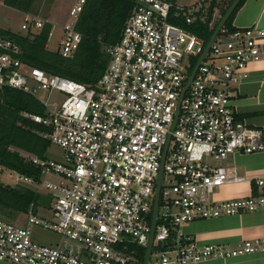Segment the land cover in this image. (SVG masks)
Listing matches in <instances>:
<instances>
[{"label":"built area","instance_id":"obj_1","mask_svg":"<svg viewBox=\"0 0 264 264\" xmlns=\"http://www.w3.org/2000/svg\"><path fill=\"white\" fill-rule=\"evenodd\" d=\"M86 1L73 0L61 27L56 51L65 59L80 44L76 23ZM211 1L134 0L118 40L104 48L107 65L94 85L29 64L19 44L0 35V89L22 91L41 104L42 114L24 116L40 124V135L62 152L60 159L25 155L39 168L38 179L9 170L13 185L50 203L30 209L21 227L0 218V260L143 264L135 248L148 244L160 168L147 264H200L264 253V236L229 247L200 245L182 232L194 220L264 208V175L253 179L257 193L214 196L242 179L227 165L230 157L264 151L261 129L238 119L232 103L234 90L248 78V65L261 57L264 30L256 23L232 30L223 25L186 86L204 44L184 24L204 21ZM228 2L216 0L209 28L223 16L220 4ZM45 23L25 14L20 28L38 32ZM53 92L62 97L53 99ZM33 227L56 233L57 243L37 242Z\"/></svg>","mask_w":264,"mask_h":264},{"label":"trees","instance_id":"obj_2","mask_svg":"<svg viewBox=\"0 0 264 264\" xmlns=\"http://www.w3.org/2000/svg\"><path fill=\"white\" fill-rule=\"evenodd\" d=\"M10 1L6 0V3L13 4ZM232 1L229 0L221 15ZM243 1L240 0L229 15L224 24L225 29H234L233 18ZM215 5L216 0H212L204 21L196 18L190 25L184 24L203 40L204 47L214 30L209 28L208 22ZM133 7L134 0H87L76 23L81 41L70 59L61 57L57 51L47 49V38L51 29L49 23H45L38 32L21 33L0 28V35L17 42L21 47L24 61L29 64L48 73L94 85L107 65L108 59L104 48L118 40L121 28ZM179 21L183 23L184 20L182 18ZM217 23L218 21L215 25ZM29 113H43V107L35 98L16 89H0V166L38 179L39 168L30 163L21 151L45 157L50 143L40 135L44 128L24 116ZM9 184L0 182V208L3 211L7 214H26L30 209L38 211L36 206L40 201V194L23 185ZM135 249L137 256L143 260L144 247L137 246Z\"/></svg>","mask_w":264,"mask_h":264},{"label":"crops","instance_id":"obj_3","mask_svg":"<svg viewBox=\"0 0 264 264\" xmlns=\"http://www.w3.org/2000/svg\"><path fill=\"white\" fill-rule=\"evenodd\" d=\"M13 1V4L8 5L6 0H3L4 4L20 13L46 20L49 24L50 21L60 20V29L73 4V0H70L67 7H63V0H39L38 8L34 9L33 0H27L22 7L18 5L20 0ZM254 23L264 30V0H244L233 18L235 27ZM2 29L10 30L6 27ZM232 103L236 117L250 126L261 129L264 139V40L261 44L260 59L248 65V78L234 90ZM227 165L234 170L237 177L242 179L226 183L218 189L214 194L217 200L246 197L259 191L253 179L264 175V151L234 154ZM182 232L194 238L200 245L221 244L233 247L241 240L264 236V208L240 215L194 220L184 225ZM0 264L12 263L0 260ZM200 264H264V253L239 256L227 261L206 260Z\"/></svg>","mask_w":264,"mask_h":264},{"label":"rangeland","instance_id":"obj_4","mask_svg":"<svg viewBox=\"0 0 264 264\" xmlns=\"http://www.w3.org/2000/svg\"><path fill=\"white\" fill-rule=\"evenodd\" d=\"M176 3L178 5H184V4H190L193 2H199L201 0H175ZM10 2H14L13 0H11ZM27 2V0H20V3L18 4L19 6H23L25 5ZM32 2H34V9L38 8V3L39 0H33ZM70 2V0H63V7H65L66 5H68V3ZM37 4V5H36ZM30 5V4H28ZM26 5V6H28ZM225 3H221L220 7H219V12L225 7ZM44 6V5H43ZM42 6V7H43ZM62 7V8H63ZM67 7V6H66ZM43 10V9H42ZM33 13H37V14H42L40 12L37 11H32ZM25 16V14L20 13L19 11H17L14 8H11L10 6L4 4L3 0H0V27L1 28H9L11 31L13 32H21L23 33V30L20 28L21 23L23 21V17ZM68 19V16L66 17ZM60 21V20H59ZM52 22L50 21V35H49V39L47 42V49L52 50V51H56L59 48V40H60V36H61V29L59 28L60 26V22ZM216 26V25H215ZM215 28V27H214ZM219 61H216L215 64H218ZM53 99H56L58 97H62V94L57 93V92H53L52 94ZM21 154L27 155V153H22ZM46 156L49 158H54V159H60L62 156V152L60 150V148L56 145H50L47 149L46 152ZM50 179H53L52 176L49 177ZM13 179H14V174L9 171L8 169L5 168H0V182L3 184H9V185H13ZM40 201L38 203L40 204H44L45 201L49 204V200L46 199L45 197H43L42 195L40 196ZM39 204V205H40ZM38 210L39 207L37 208ZM0 218L4 219L7 222H10L12 224H14L15 226H24L26 224L27 221V217L26 214L23 213H18V214H7L6 211H3L0 208ZM32 234H33V238L40 243L43 244H50V245H54L57 243L59 237L56 233L47 230V229H43L40 227H33L32 228Z\"/></svg>","mask_w":264,"mask_h":264},{"label":"water","instance_id":"obj_5","mask_svg":"<svg viewBox=\"0 0 264 264\" xmlns=\"http://www.w3.org/2000/svg\"><path fill=\"white\" fill-rule=\"evenodd\" d=\"M240 0H233L231 2V4L229 5V7L227 8V10L225 11V13L223 14V16L220 18V20L218 21L217 25L215 26L212 34L210 35L203 52L201 53L196 65L194 66L188 80L186 83V86L188 85V83L191 81L193 74L196 70V68L198 67L200 61L202 60L203 56L205 55V53L208 51L210 44L212 43L213 39L215 38L216 34L218 33V31L222 28V26L225 24L226 20L228 19L229 15L231 14V12L233 11V9L236 7V5L238 4ZM163 158H164V154H163ZM162 158V160H163ZM162 167V164H161ZM161 175H162V169L160 168L159 171V175H158V179H157V186H156V193H155V202H154V207H153V213H152V222H151V229H150V235H149V240H148V244L147 247L145 249V253H144V257H143V264H147L148 263V257L150 254V249H151V243H152V236H153V230H154V219L156 217V212H157V199H158V191H159V183H160V179H161Z\"/></svg>","mask_w":264,"mask_h":264}]
</instances>
